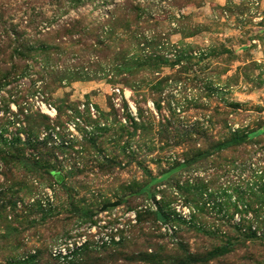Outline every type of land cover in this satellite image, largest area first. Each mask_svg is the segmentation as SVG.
<instances>
[{"label":"rangeland","instance_id":"obj_1","mask_svg":"<svg viewBox=\"0 0 264 264\" xmlns=\"http://www.w3.org/2000/svg\"><path fill=\"white\" fill-rule=\"evenodd\" d=\"M0 264H264V0H0Z\"/></svg>","mask_w":264,"mask_h":264},{"label":"trees","instance_id":"obj_2","mask_svg":"<svg viewBox=\"0 0 264 264\" xmlns=\"http://www.w3.org/2000/svg\"><path fill=\"white\" fill-rule=\"evenodd\" d=\"M244 141V138L242 136H238V135H232L230 137L229 140L219 144L218 146H216L217 151H220L222 149H226L232 146H236L241 144ZM157 218L161 219V217L159 215H157ZM190 259L187 257L185 259V261H183V263H187Z\"/></svg>","mask_w":264,"mask_h":264},{"label":"water","instance_id":"obj_3","mask_svg":"<svg viewBox=\"0 0 264 264\" xmlns=\"http://www.w3.org/2000/svg\"><path fill=\"white\" fill-rule=\"evenodd\" d=\"M117 203H108L107 205H105L103 208H105V207H113V206H115Z\"/></svg>","mask_w":264,"mask_h":264}]
</instances>
